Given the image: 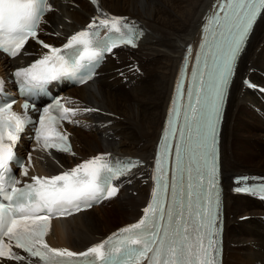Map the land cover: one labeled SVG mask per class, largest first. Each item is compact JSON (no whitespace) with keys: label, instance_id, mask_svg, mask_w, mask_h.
Masks as SVG:
<instances>
[{"label":"snow or ice","instance_id":"snow-or-ice-1","mask_svg":"<svg viewBox=\"0 0 264 264\" xmlns=\"http://www.w3.org/2000/svg\"><path fill=\"white\" fill-rule=\"evenodd\" d=\"M217 7L218 12L208 17L206 31L211 33V42L205 40L202 45L207 52L202 67L193 70L188 103L183 107V123L179 127L181 107L173 101L170 113L173 118L169 120L157 159L159 174L152 202L138 222L86 251L55 248L46 243L52 216L72 215L70 209L81 211V203L90 207L92 201L115 195L117 188L112 186L113 180L128 174L139 162L130 159L113 162L106 159L111 154L102 153L58 175L33 176L32 183L22 188L15 186L18 181L14 182L7 191L3 171L14 159L13 144L28 121L26 115L14 112L11 104L0 106V196L7 201L0 202V258L31 264L15 248L22 249L29 257L39 258L42 264H145V261L147 264H215L213 252L218 249H214L212 236L219 201L215 166L217 124L235 63L254 22L264 12V0H223ZM51 9L49 0H0V50L12 57L22 54L30 38L38 40L40 24ZM126 19L94 18L86 29L71 35L62 48L39 41L48 51L30 66L16 71L21 89L43 88L49 81L74 73L84 60H94L118 45L135 46L134 40L142 33L126 23ZM97 20L100 27L108 28L109 35L104 38L95 31ZM200 59L198 54V64ZM182 87L178 85L181 97ZM28 107L25 103L24 108ZM53 107L59 110V115H53ZM53 107L43 109L35 138L45 150L69 152L68 135L58 126L78 109L66 108L59 101ZM173 151L174 167L169 184L165 163ZM23 174L28 175L27 168ZM236 191L254 189L238 187Z\"/></svg>","mask_w":264,"mask_h":264},{"label":"bare ground","instance_id":"bare-ground-1","mask_svg":"<svg viewBox=\"0 0 264 264\" xmlns=\"http://www.w3.org/2000/svg\"><path fill=\"white\" fill-rule=\"evenodd\" d=\"M213 2L96 0L93 4L88 0H50L52 9L40 24L39 36L54 47H62L71 35L86 29L97 17L127 18L143 35L136 49L121 46L113 50L91 82L63 91L67 104L78 109L64 130L72 141V150L31 148V163L28 160L25 165L28 175L22 170V183L32 181L33 176L60 174L102 153L111 154L106 159L123 155L141 160L136 169L117 180L114 198L72 217L52 221L45 238L50 247L86 251L144 215L152 198L155 145L183 50L189 42L196 45L202 18ZM260 43H264V12L238 61L221 127L222 264H264V204L259 198L234 193L232 181L233 176L243 173L264 176V154H257L251 144L237 141L264 137V128L242 109H249L264 122V48L259 49ZM47 51L29 40L18 57L7 60L0 56V65L8 74L10 69L25 67ZM13 250L33 262V257L21 249ZM0 264L20 262L8 259L0 260Z\"/></svg>","mask_w":264,"mask_h":264},{"label":"rangeland","instance_id":"rangeland-1","mask_svg":"<svg viewBox=\"0 0 264 264\" xmlns=\"http://www.w3.org/2000/svg\"><path fill=\"white\" fill-rule=\"evenodd\" d=\"M263 48H264V43H260V47H259V49H262L263 50ZM258 68V67H257ZM259 69V68H258ZM242 109L244 110V111H246L245 112V114L246 115H249V116H251V118H252V121L254 122V123H256L257 125H259L260 127H262V128H264V122L262 121V119H259V118H257V117H255V115L249 110V109H247V108H245V107H242ZM254 126V125H253ZM263 133H264V131H263ZM121 140V139H120ZM231 141H233V138H232V140ZM237 141H240V142H244L245 144H251V145H253V147L256 149V153L258 154V153H260V154H264V137H262V138H254V137H248L247 139H241V138H238L237 139ZM254 173H259V172H254ZM130 193L131 194H135V192H131L130 191ZM129 194H126L125 195V198H127V196H128ZM120 202V200H118L117 202H115V203H119ZM114 204V203H113ZM112 204V205H113ZM112 209V207L110 206V207H108V210L109 209ZM118 212V211H117ZM251 220H256L255 218L254 219H251ZM119 226V225H118ZM117 227V226H116Z\"/></svg>","mask_w":264,"mask_h":264}]
</instances>
